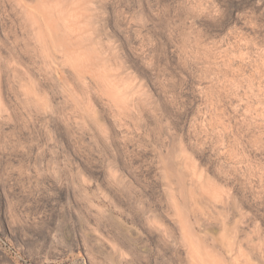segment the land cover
I'll return each instance as SVG.
<instances>
[{"label":"clouds","instance_id":"obj_1","mask_svg":"<svg viewBox=\"0 0 264 264\" xmlns=\"http://www.w3.org/2000/svg\"><path fill=\"white\" fill-rule=\"evenodd\" d=\"M0 264H264V0H0Z\"/></svg>","mask_w":264,"mask_h":264}]
</instances>
